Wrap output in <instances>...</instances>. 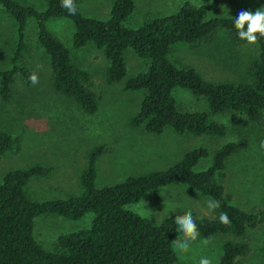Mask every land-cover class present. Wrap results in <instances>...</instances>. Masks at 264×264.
Returning a JSON list of instances; mask_svg holds the SVG:
<instances>
[{"label": "trees", "instance_id": "16d2710c", "mask_svg": "<svg viewBox=\"0 0 264 264\" xmlns=\"http://www.w3.org/2000/svg\"><path fill=\"white\" fill-rule=\"evenodd\" d=\"M74 4L77 11L72 15L61 6V0H44L41 8L18 0H0V7L16 24L17 35L10 66L0 71L3 100L11 96L16 75L30 83L29 77L35 73L23 62V54L28 49V21L32 20L35 39L49 57L52 91L73 100L87 114L96 112L97 97L91 88L89 72L73 63L68 47L47 27V21L64 18L74 26L71 39L74 48L92 42L103 51L108 62L104 71L108 83L126 78L125 50L131 49L148 60L145 71L124 81L126 90L144 92L138 110L130 117L132 126L151 133H161L170 127L177 134L224 136L228 126L213 116L225 113L238 115L242 126L264 124V38H258L259 54L249 67L248 81H209L193 66L178 65L170 59L175 44L212 41L218 29L239 38L233 20L241 10L254 13L250 2L242 3L230 15L210 17L206 5L185 0L175 12L148 18L136 29L124 25L135 7L133 0H113L106 19L85 16L79 10V0H74ZM176 87L186 88L205 99L208 111L182 110L172 94ZM12 144V136L1 131L0 155L9 151ZM248 146V136L240 129L235 139L213 151L211 163L204 170L196 171L194 167L209 156V151L197 147L185 152L176 164L165 170L96 187V161L105 150L103 145H96L87 153L85 167L80 172L82 194L67 199L36 201L26 193L30 178L46 176L50 168L36 164L10 170L0 182V264H176L172 242L181 233L175 217L188 211L195 220L199 237L216 234L236 237L223 244L217 264H237L239 257L249 253L244 237L248 227L259 221V211L245 210L229 201L224 194V170L226 160ZM174 183L187 185L219 201L214 217L181 210L168 214L160 223L151 224L127 208L147 193ZM88 212L93 213L90 225L58 236L54 250L44 249L34 236L37 215L51 213L78 220ZM221 213L228 215L229 224L220 222Z\"/></svg>", "mask_w": 264, "mask_h": 264}, {"label": "rangeland", "instance_id": "374dc122", "mask_svg": "<svg viewBox=\"0 0 264 264\" xmlns=\"http://www.w3.org/2000/svg\"><path fill=\"white\" fill-rule=\"evenodd\" d=\"M37 8L44 0H18ZM135 7L124 25L136 29L151 17L175 12L185 0H133ZM204 4L208 16H227L250 2L254 12L264 8V0H188ZM113 0H79V10L85 16L106 19ZM209 17V18H210ZM28 49L23 54L27 64L39 78V83H27L16 75L12 93L7 100L0 97V132H8L13 139L12 148L0 155V182L10 170L25 169L32 165L50 168L48 175L30 178L26 193L32 200L67 199L82 194L80 172L85 167L87 153L96 145H103L104 152L96 161V187L122 182L129 176L165 170L176 164L188 150L204 147L209 156L201 159L194 170L206 169L211 155L223 143L236 138L240 129L245 130L249 146L232 154L226 160L223 181L224 194L229 201L242 209H256L259 221L245 234L249 253L237 259V264H264V124H243L235 113L214 115L213 118L228 126L224 136L177 134L170 127L161 133L147 132L130 124V117L138 110L143 91L124 88L127 77L145 71L148 60L131 49L124 52L127 76L121 81L108 83L105 68L108 64L103 51L88 42L80 48L72 46L73 23L64 18L47 21L48 29L68 47L76 65L86 69L92 80V90L98 108L87 114L73 100L59 96L49 86V57L35 39V26L28 21ZM16 24L0 7V71L9 68L10 57L16 40ZM259 48L227 30L218 29L212 41L177 43L170 52V59L178 65L193 66L209 81H248L249 67L257 59ZM172 94L184 111H208L205 99L196 97L190 90L176 87ZM213 200L187 185L174 183L157 188L139 201L127 205L151 224H157L168 214L192 210L201 217L213 218L207 201ZM93 218L88 212L78 220H69L56 214L43 213L34 218L33 233L43 248L56 247V239L79 229L87 228ZM178 235L173 241L179 239ZM207 239L208 243L203 241ZM236 239L231 234H216L190 244L186 253L173 248L176 264H199L201 257H208L217 264L222 246Z\"/></svg>", "mask_w": 264, "mask_h": 264}, {"label": "clouds", "instance_id": "9594fccd", "mask_svg": "<svg viewBox=\"0 0 264 264\" xmlns=\"http://www.w3.org/2000/svg\"><path fill=\"white\" fill-rule=\"evenodd\" d=\"M61 6L72 15L77 11L74 0H61ZM233 25L237 30L239 39L246 41L248 44H256L258 38H264V8H260L254 13L250 10H241L237 17L234 18ZM29 80L33 85L39 83V78L35 73L29 77ZM260 147L264 149V141H261ZM207 207L209 210H215L220 207V203L217 200H208ZM219 220L224 225L230 223L226 213H221ZM175 223L178 225V230L182 235L179 239L173 241V244L181 253H186L190 244L199 237V231L191 211L186 212L182 216H176ZM203 243L207 244L208 240L205 239ZM199 264H213V261L208 257H201Z\"/></svg>", "mask_w": 264, "mask_h": 264}]
</instances>
